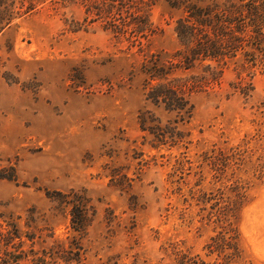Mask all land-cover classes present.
Wrapping results in <instances>:
<instances>
[{
    "label": "rangeland",
    "instance_id": "1",
    "mask_svg": "<svg viewBox=\"0 0 264 264\" xmlns=\"http://www.w3.org/2000/svg\"><path fill=\"white\" fill-rule=\"evenodd\" d=\"M120 3L16 0L29 11L0 26V264H264V76L244 94L229 66L190 114L154 105L142 63L179 48L183 9L156 0L138 32Z\"/></svg>",
    "mask_w": 264,
    "mask_h": 264
},
{
    "label": "trees",
    "instance_id": "2",
    "mask_svg": "<svg viewBox=\"0 0 264 264\" xmlns=\"http://www.w3.org/2000/svg\"><path fill=\"white\" fill-rule=\"evenodd\" d=\"M116 1H132L135 11L143 16L144 25L135 27L136 31L150 29L149 12L156 0H92L91 8H95L98 17H104L111 14L113 7H117L114 17L119 18L123 4L120 3L118 6L114 4ZM166 1L172 7L183 9V15L176 19L174 28L180 45L164 62H161L158 56H152L142 63V72L145 74L143 91L147 101L154 105H162L168 110L190 114L192 105L188 96L192 90H195L198 84L200 86L217 84L227 67L236 66L234 70L239 79L236 85L244 94L251 89L254 70H259L264 76V0L211 1L206 5H199L192 0ZM16 6V0H0V26L23 16L30 9L18 13L15 11ZM19 6L23 8L24 3L21 2ZM111 29L116 35L122 33L119 25H114ZM199 67L201 72L191 76L194 80L174 77L179 70L190 71ZM140 122L142 129L146 130L144 117H140ZM258 124L264 127V119ZM148 130L153 132L150 128ZM84 202L77 199L72 205L74 228L75 225H82L86 219L87 205ZM223 239L224 237L221 238V244L213 247L211 245L212 249H221L230 244L228 239L233 240L234 236L229 234L227 239ZM176 264L208 263L195 256L188 260L180 259ZM212 264L218 262L214 261Z\"/></svg>",
    "mask_w": 264,
    "mask_h": 264
}]
</instances>
